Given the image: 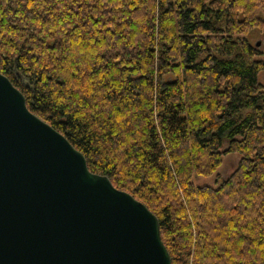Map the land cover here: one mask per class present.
<instances>
[{"label":"trees","instance_id":"16d2710c","mask_svg":"<svg viewBox=\"0 0 264 264\" xmlns=\"http://www.w3.org/2000/svg\"><path fill=\"white\" fill-rule=\"evenodd\" d=\"M254 32L264 40V0H0V70L92 173L157 216L172 264H264ZM232 153L216 188L194 185Z\"/></svg>","mask_w":264,"mask_h":264},{"label":"water","instance_id":"95a60500","mask_svg":"<svg viewBox=\"0 0 264 264\" xmlns=\"http://www.w3.org/2000/svg\"><path fill=\"white\" fill-rule=\"evenodd\" d=\"M0 264H172L157 216L92 173L1 70Z\"/></svg>","mask_w":264,"mask_h":264},{"label":"rangeland","instance_id":"374dc122","mask_svg":"<svg viewBox=\"0 0 264 264\" xmlns=\"http://www.w3.org/2000/svg\"><path fill=\"white\" fill-rule=\"evenodd\" d=\"M250 40L264 53V47H262V43L264 42V40L259 33L257 32L252 33V35L250 36ZM263 60H264V54H263ZM259 81L264 85V71L260 74ZM240 159H241L240 155L235 153L224 156L222 160V165L220 166L216 174H214L211 177L194 175L193 176L194 185L196 187L211 186L216 188L218 186V176L220 179H225L228 176H230L237 168Z\"/></svg>","mask_w":264,"mask_h":264}]
</instances>
